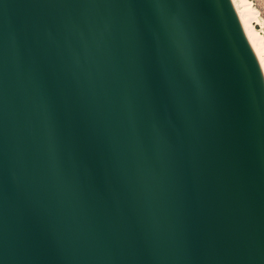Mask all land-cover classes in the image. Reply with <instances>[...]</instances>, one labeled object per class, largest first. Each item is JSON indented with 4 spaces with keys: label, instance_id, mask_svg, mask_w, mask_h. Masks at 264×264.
<instances>
[{
    "label": "water",
    "instance_id": "1",
    "mask_svg": "<svg viewBox=\"0 0 264 264\" xmlns=\"http://www.w3.org/2000/svg\"><path fill=\"white\" fill-rule=\"evenodd\" d=\"M0 264H264L232 0H0Z\"/></svg>",
    "mask_w": 264,
    "mask_h": 264
},
{
    "label": "bare ground",
    "instance_id": "2",
    "mask_svg": "<svg viewBox=\"0 0 264 264\" xmlns=\"http://www.w3.org/2000/svg\"><path fill=\"white\" fill-rule=\"evenodd\" d=\"M241 1L242 2L240 5L238 4L237 0H232L234 7L236 8V11L240 17L244 30L248 36V39L260 61L264 74V41L260 36V33L253 27L251 23L254 16L257 15V11L253 9L251 4L247 0Z\"/></svg>",
    "mask_w": 264,
    "mask_h": 264
},
{
    "label": "rangeland",
    "instance_id": "3",
    "mask_svg": "<svg viewBox=\"0 0 264 264\" xmlns=\"http://www.w3.org/2000/svg\"><path fill=\"white\" fill-rule=\"evenodd\" d=\"M254 10L257 11V15L254 16L251 23L253 27L260 33L264 41V0H247ZM238 4L241 5V0H237ZM239 5V6H240Z\"/></svg>",
    "mask_w": 264,
    "mask_h": 264
}]
</instances>
